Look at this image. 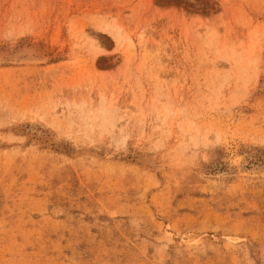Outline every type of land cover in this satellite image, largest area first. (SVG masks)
<instances>
[{"label": "rangeland", "instance_id": "rangeland-1", "mask_svg": "<svg viewBox=\"0 0 264 264\" xmlns=\"http://www.w3.org/2000/svg\"><path fill=\"white\" fill-rule=\"evenodd\" d=\"M0 264H264V0H0Z\"/></svg>", "mask_w": 264, "mask_h": 264}, {"label": "bare ground", "instance_id": "bare-ground-1", "mask_svg": "<svg viewBox=\"0 0 264 264\" xmlns=\"http://www.w3.org/2000/svg\"><path fill=\"white\" fill-rule=\"evenodd\" d=\"M22 53H23V52H22ZM24 54H25V55H29V54H31V53H28V52H27V53H24ZM21 57H22V56H21ZM35 60H36V59H35Z\"/></svg>", "mask_w": 264, "mask_h": 264}]
</instances>
